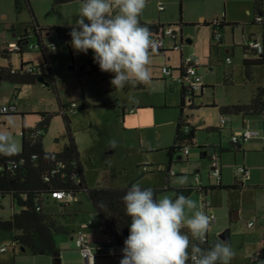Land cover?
Instances as JSON below:
<instances>
[{
	"label": "rangeland",
	"instance_id": "rangeland-1",
	"mask_svg": "<svg viewBox=\"0 0 264 264\" xmlns=\"http://www.w3.org/2000/svg\"><path fill=\"white\" fill-rule=\"evenodd\" d=\"M50 2V0H30L33 8L35 6L41 9L39 14L41 19L43 17L44 21L52 23V3ZM214 2H219V12L222 11V16H219L220 20L226 16V9L231 13L233 3L239 5L243 2L245 5V0H214ZM247 4L252 10L254 0H247ZM33 8L32 10L36 15ZM32 23L33 17L28 9L17 14L14 0H0V52L8 48L10 42L15 41L14 35L16 33L24 36L28 31L33 32L31 29L26 31ZM242 27L243 25L237 26L235 32L233 31L234 34L230 27H225V40L230 44L229 48L214 41L211 37L212 29L204 27L202 24L198 28L189 30L190 36L188 38L194 42L191 46L186 43L181 45L182 35L178 34L177 45L186 53L185 55L190 53L195 55L198 74L203 82H207L209 79L213 83L214 91L206 92L207 94L210 92L209 96L207 95L209 100L211 99L210 101L214 100L216 103L234 100L248 101L258 87L264 85L262 67H253L250 79L246 76L244 60L251 59L252 56L247 55L243 50L245 37H248L250 33L257 35V37L260 36L262 28L261 26H244L247 35L245 34L243 37ZM47 33L44 32L46 36L45 46L50 54L49 63L55 78L56 91H51L49 87L41 85L23 86L19 88L20 91L13 99L15 86L7 82L0 83V106H7L14 100L18 110V115L2 118L0 132L10 134L18 145L19 152H21L22 126L24 125L27 129L36 128L44 114L51 113L53 118L43 138L44 149L50 152L62 151L67 143L66 126L62 116L57 113H59L61 105L76 103L80 106L83 104L82 110L69 112V117L88 188L125 187L141 176L142 166L147 163L152 165L149 170L154 173L143 176L138 182L142 187L144 185L163 186L166 174L159 169V166L164 165L166 154L161 151V147L173 145L175 124L179 117V111L176 108L180 100V86L162 74L164 62H167L166 57L151 56L149 66L153 82L147 85L146 90L143 92L133 91L131 84H127L123 90H119V93L117 91L112 94H119L126 100H129V96H131L135 101H138V104L148 105L146 108L141 107L142 111L126 115L123 119L121 109L95 108L100 103H109L110 94L99 95L102 91L114 89L109 80L113 73L101 72L100 69L95 72L82 71V66L78 65V57L85 54L77 53L73 47L71 50L68 49L66 42L59 40L56 35L50 33L47 36ZM232 36L235 38L234 53L232 52L233 44L231 46ZM52 42L58 45V50H52ZM31 44L37 45L38 38H32ZM168 45L169 41H167ZM182 51L170 53L171 61L167 65L174 68L179 67ZM24 57L33 61L40 76H45L48 73L41 52H28ZM227 58L232 62L228 63ZM20 62V54H12L11 62L0 55V67H8L9 63L13 67H19ZM164 79H167L166 83H164ZM152 103L154 106L151 108L149 104ZM207 113L218 116L217 110L214 113L212 109H208ZM10 120L12 124L9 123ZM257 120H262L263 129L264 119ZM111 141L116 142L114 148L110 145ZM109 149L113 150V154L107 156L105 153ZM182 169L181 166L175 168V172L180 173ZM196 169V164L189 165L192 174L195 173ZM204 175L206 180V173ZM173 180L174 184L177 185V180ZM214 183L216 182L214 181ZM213 192L214 195L208 199L211 202L214 201L217 209H226L230 201L235 219L233 220L232 217V219L228 218L225 222L223 221L224 231H230V245L235 252V257L230 264H258L251 262L249 258L255 253V249L262 238L264 220L262 223H258L259 231L256 230V227L248 228V223L253 222L257 213V205L260 204L261 200H264V186L259 188L247 184L243 189L230 191V195L221 193V191ZM163 196H169L173 199L174 194L164 192L159 195L158 199ZM189 198L196 201V210L203 208V200H205L203 195L194 193ZM65 202H69L68 213L75 214V217L66 225V233L55 237L57 248L60 251L61 264H85L78 249L76 238L72 237V233L73 231L77 233L90 222L96 227L100 219L86 193H81L76 199L70 201L66 199L59 203L51 201L50 205L47 206V211H60V203ZM14 211L17 212L18 209H12L9 197L2 200L1 218L10 219ZM191 214L188 213L189 216ZM83 231L84 233L92 232L89 227L84 228ZM210 239H215V236L211 234ZM2 245L7 246L8 252L0 255V262L11 261L14 253H17L15 261L18 264H49L52 260L46 256H34L29 252H23L20 247L13 244L11 234L0 231V246Z\"/></svg>",
	"mask_w": 264,
	"mask_h": 264
},
{
	"label": "trees",
	"instance_id": "trees-1",
	"mask_svg": "<svg viewBox=\"0 0 264 264\" xmlns=\"http://www.w3.org/2000/svg\"><path fill=\"white\" fill-rule=\"evenodd\" d=\"M80 0H53L55 5H64ZM264 0H259L255 3V14L251 22L252 25H258L262 28V35L260 37L263 51L257 54L250 50L246 45L243 46L244 52L254 57V59H245L244 66L246 76L250 79L252 77L253 67H262L264 70V21L257 22L259 16L264 19ZM14 6L17 14L23 10L28 9L33 17L32 25L26 30L31 29L34 32V37L38 38L39 51L42 53L44 65L47 67L48 73L45 75L47 83L51 91H56L55 78L52 74L49 55L46 46L42 42L41 35L43 32H53L60 40L65 41L68 46H71V36L69 35L71 27H53L42 28L35 19L30 0H14ZM214 23L206 24L213 31L212 39L215 38V30L219 29L221 32L223 28L231 26L235 27L237 24H227L225 19ZM158 27H172L158 25ZM179 27H184L180 25ZM28 37H20L17 40L19 50L10 51L8 49L0 52V55L11 62L12 54L18 53L23 56L28 50L26 46H22ZM250 39H255L251 36ZM215 41V40H214ZM173 50L163 49L156 50L153 54L166 53ZM173 70V69H172ZM174 71V70H173ZM182 75V80L185 79V68L183 64L176 69ZM39 77L36 68L32 63L21 61L20 67L14 69L9 63L8 67H0V83L7 82L15 86L13 99L16 98L20 87L38 85L37 78ZM203 90L196 94L186 86H182V105L180 107V116L176 125L173 145L165 150L168 163L164 173L166 174V181L160 187H142L152 188L154 191V198L158 199L159 195L164 192H172L176 195L183 194L190 197L197 193L203 195L204 206L212 202L207 198V194L213 191H235L240 190L241 186L223 185L221 180H216V184L208 188L200 185L188 186L186 188H174L171 185V178L174 176L172 168L178 164L180 157L187 158L188 154L185 149L189 150L195 146L196 130L184 115V111H195L200 106H197V100L201 97ZM14 101V100H13ZM13 101L8 104L9 111L1 112L0 106V125L3 122V117L18 115L17 107ZM76 104V103H73ZM70 105H61L58 115H61L66 126L67 143L65 148L60 153L46 152L43 145L44 135L47 133L53 115L45 113L41 118L40 123L36 128H26L22 126V150L21 152L5 156L0 154V208L2 200L9 197L12 209L14 211L12 217L8 220L0 217V231L7 232L12 235L13 244L17 247L26 249L27 252L34 256H46L52 259L53 263L56 256L60 257V251L57 248L55 241L56 236L64 235L66 233V225L75 217V214L68 213L69 203H60V211L49 212L47 206L51 201L62 202L64 200L57 199L55 194H63L72 198H76L81 193H86L93 209L101 220L100 236L95 232L90 236L97 237L98 245H106L114 247L122 259V248L124 247V240L129 235V225L131 218L126 215L125 205L122 197L133 183H137L139 179L147 174L154 173L149 168L150 165H143V173L141 176L131 183H128L122 188H88L85 180L83 166L80 161V153L76 145L74 136L72 134L71 120L69 112L78 111L82 109L80 106L73 107ZM116 105V104H115ZM114 105V106H115ZM212 107L218 109L219 113L225 116L245 115V116H262L264 117V85L257 89L249 104H237L229 106H221L213 104ZM13 109V110H12ZM233 146H236L232 144ZM220 160V158H218ZM100 201H104L107 205L106 209H99L97 207ZM209 207V208H210ZM233 214H230L232 219ZM183 231L190 236L188 230ZM228 231V230H227ZM76 234V233H75ZM219 239L210 240L206 235V243L202 247L208 248L217 242ZM197 242L198 241H193ZM230 244V241H227ZM93 244V242H91ZM17 253L11 261L0 262V264H16Z\"/></svg>",
	"mask_w": 264,
	"mask_h": 264
},
{
	"label": "crops",
	"instance_id": "crops-1",
	"mask_svg": "<svg viewBox=\"0 0 264 264\" xmlns=\"http://www.w3.org/2000/svg\"><path fill=\"white\" fill-rule=\"evenodd\" d=\"M50 1H51L50 3H52V23L44 21L43 17L41 19V15H39L41 9H38V7H35V6L34 8L32 7L33 9H35L36 15L34 13V10H33V13L40 27L48 29V28H53V27L75 26V21L77 20L79 16L80 6L84 2V0L76 1L73 3H69V4H64V5H55L53 3V0H50ZM257 1L259 0H254V5H253L252 10L247 4V0H245V5H243V2H241L239 5H235L233 3L231 13H229L228 9H226L227 14L225 17H223L225 19V22L227 24H237L235 27L228 26L232 29V33L233 31L235 32V30L237 29L236 28L237 26L243 25L242 33L244 37V35L246 34V29L244 28V26H251V27L258 26V25L251 24L253 20V16L255 14V3ZM159 4L164 5L165 7L164 10H159ZM219 16H222V11L219 12V2H214V0H147L146 7L143 10L142 14L140 15L139 20L142 25L149 27V30L151 31V39L153 38V34L155 33L154 28H159L158 25L172 26L175 32L176 33L178 32L177 34L182 35L181 45L183 43H186L188 46H191L193 45L194 42L190 38H188V36H190L189 30L198 28L201 26V24L204 27H207L205 26L206 24H211V23H214L220 20ZM249 18L251 19L248 20ZM180 25H183L184 27L181 28L179 27ZM207 28H210V27H207ZM48 33L55 35L53 32H48ZM48 33H47V36H49ZM221 33H222V39L219 42L229 48L230 44L227 43V41L225 40V28H223ZM261 35L257 37V35H253L252 33H250L248 37H245L244 46L250 40L251 36H255L256 39H260ZM14 36H15V41L10 42L8 44V48H5L4 50L6 49L11 50V45L15 44L17 40H19L20 37H22L23 35L16 33ZM45 37L46 36L44 35V32H43L42 38H44V40L42 39V41L44 43H45ZM231 38H232L231 46L233 44L232 52L234 53L233 49L235 47L234 45L235 38L234 36H232ZM167 41H169V45L166 46V49L172 50L171 46L174 44V41L173 40H167ZM188 41H190L191 43H188ZM52 43H54L56 46L55 49L52 48V50L54 51L58 50V45L55 42H52ZM175 44H177V39L175 40ZM71 47L72 46H68V49L71 50ZM34 51L39 52L38 50H31V51H27L26 53L34 52ZM91 51L92 50L89 49V52H87V54L78 57L79 58L78 65L82 66V71H85V72L99 71V65L94 62L93 60L94 53ZM174 52H178V51L173 50V51H169L166 53L153 54L151 56L159 55V56L166 57L167 62H164V65L162 68L167 67L175 71L181 66L182 59L187 55H185L186 53L182 51L180 53V65L179 67L174 68V67L167 65V63L171 61L170 53H174ZM188 52H191V50H188ZM227 53H229V51H227ZM24 55L21 56V61L33 64V61L31 59H27V58L25 59ZM48 55L50 59L49 52H48ZM228 59L229 58H227V60ZM251 59H254V57H252ZM74 64L75 63L73 61V65ZM33 66L35 67L34 64ZM19 67H13V68L18 69ZM37 70L38 69L36 68V71ZM173 74H174L173 77H166V78H171L174 84L179 85L175 81L178 75L175 73ZM114 75H115L114 73L110 75V79H109L110 81L112 78H114ZM151 82H153L152 78L149 83ZM166 82H167V79H164V83ZM148 84L146 85L140 84V83L131 84V88L133 89V91L136 90V91L143 92L144 90H146V87ZM38 85H41V84H38ZM179 86H180V100H179V105L177 106L176 110L179 111V116H180V112H181L180 107L182 105V86L181 85ZM203 87H205V89L201 97L196 101L197 106H200L201 108L195 111H190V112L188 110L184 111V115H186V118L188 119L192 127H194L196 130L195 146L189 150L187 158H183V157L179 158V161H181V164H178L172 168V171L174 173L175 168H178L180 166L183 167L180 173L175 172L174 176L171 178L172 187L186 188L188 186L200 185L204 188H208L210 186L215 185L216 183H214V181L216 182V179L211 177L210 175L211 169L213 168L215 163L221 168L220 180L223 185L229 186V185L236 184V185L241 186V189L245 188L247 184H251L252 186H257L259 188L264 186L263 185L264 184V128L262 129V120L260 121L257 120V119H264V117L245 116V115L225 116V118L227 119V122L224 126H222L221 118L223 116L219 113L218 109L212 107L213 104H217L221 106H229V105H237V104L243 105V104H249L252 98L250 97L248 101L234 100V101H228L224 103H216L214 100L210 101L211 99L209 100V97H208L209 93L214 91V86L211 80L208 79L207 82H203ZM110 90L102 91L99 95V96H104L106 94H110L109 103L108 104L106 102L100 103L95 108L104 109L106 107H110L112 109H121L122 117L124 119L126 115L135 114L137 113V111H142L143 107L146 108L148 106V105L147 106L141 105L140 103L138 104V101H135V100L133 101L130 99L129 100L123 99L122 97L119 96V94L112 95V94H115V92L117 91L119 93V90L117 89H113L111 91ZM207 91H210V92L207 94L206 93ZM3 106L5 105H2L1 107ZM149 106H151L152 108L154 104L153 103L149 104ZM80 107L83 109L84 105L82 104L80 105ZM208 109H212V112L214 113H216V110H217L218 116L217 114H208L207 113ZM206 110L207 112H204ZM178 119H177V122H178ZM177 122L175 124V130H176ZM246 131L258 132L259 136L251 138L248 142L241 143L240 149L238 148L239 145L233 146L232 141H231V138L233 137V135L236 133L246 132ZM171 146L169 145L166 147H161L162 148L161 151L165 153V150ZM62 151H57V152L46 151V152L60 153ZM105 154L107 156H110L113 154V150L109 149ZM218 158H220V160ZM167 163H168V159L166 156L164 165L159 166V169L163 173H164V170L166 169ZM191 164L197 165V169L195 170V173L193 174L189 170V165ZM147 165H149V163H147ZM244 170L247 173H245ZM205 173H206V180L204 179ZM184 175L188 177V183L184 186H181L178 183L177 185H175L173 179L177 180L178 177L184 176ZM196 177H199L200 179L199 183H197ZM141 178L139 180H141ZM137 179L133 181H136ZM165 181H166V177H165L164 182ZM164 182L162 185H164ZM143 187H157V186L144 185ZM221 193L230 195V192H227V191H221ZM213 195H214V192L213 194L212 192H210L209 194H207V198L212 197ZM73 199H76V198H73ZM263 201L264 200H261L260 204L257 205L256 212L259 213L260 215L258 216V214L256 213L253 219V221L256 222L255 227H256V230L258 231H259L258 223L259 222L262 223V221L264 220V202ZM206 209L214 213L217 218L216 224L209 228L206 235L208 236L209 239H210L211 234L215 236V239L213 240L219 239V236H221L224 232L227 231V230L224 231L225 227H224L223 221L225 222L228 218H230V214H233L231 203L230 201L228 202L226 209H217L214 201H212V206L210 208H206L205 206H203V208H200L199 210H202L205 212ZM101 224L102 223L100 220V222L98 223V225H96V227L95 225H93V227H89V229H91L92 232L85 233L92 247L93 254L96 256L95 264H119L120 260L118 259V253L114 247L101 245V244L98 245L97 242H99V240L97 237L93 238V240L90 238V236L94 234L93 232H95L97 236H100L102 234L100 230ZM75 232L76 231H73L72 237H75ZM261 234H263L262 238L259 241V244L257 245L255 249V252H259L261 254V258L259 261H253L251 260V258H249L251 262L258 263V264H261V262L264 261V229ZM229 241H230V238H229ZM91 242H93V244H91ZM4 247L7 248V246H3V245L0 246V248H4ZM7 252H8V248L5 253ZM16 264L18 263L16 262ZM49 264H53V261L50 260Z\"/></svg>",
	"mask_w": 264,
	"mask_h": 264
},
{
	"label": "clouds",
	"instance_id": "clouds-1",
	"mask_svg": "<svg viewBox=\"0 0 264 264\" xmlns=\"http://www.w3.org/2000/svg\"><path fill=\"white\" fill-rule=\"evenodd\" d=\"M146 4L147 0H84L75 26L71 27L73 49L84 54L93 50V60L100 71L115 74L110 81L114 89L123 90L130 83L146 85L151 80L149 65L156 42L151 39L149 27L139 20ZM129 99L134 101L131 96ZM110 145L114 148L116 142ZM18 152L13 137L0 132V154L11 156ZM177 183L186 185L188 177H178ZM122 201L131 222L119 264H230L235 257L225 240L202 247L212 218L196 210V201L183 194L175 199H156L152 188H142L137 182ZM97 207L106 209L107 205L100 201ZM185 228L191 239L183 231Z\"/></svg>",
	"mask_w": 264,
	"mask_h": 264
},
{
	"label": "built area",
	"instance_id": "built-area-1",
	"mask_svg": "<svg viewBox=\"0 0 264 264\" xmlns=\"http://www.w3.org/2000/svg\"><path fill=\"white\" fill-rule=\"evenodd\" d=\"M164 5L163 4H159V10H164ZM263 8H264V3H263ZM264 21L263 17L259 16L257 18V22L258 23H262ZM217 21L214 22L215 25H217ZM178 34L175 32V30L172 27H159L158 31L155 32L153 34V38L152 40H154L156 42V50H163L166 49L167 46V40H173L174 44L171 46L172 50L174 51H181V47L177 44H175V40L177 39ZM26 36V35H25ZM24 36V37H25ZM222 39V33L219 29L215 30V38L214 40L219 42ZM22 46H26L27 49L29 50H39V45L37 44H31V40L28 37V39H26V42H24L22 44ZM246 46L252 50L255 51L258 55L262 53L263 51V47H262V43L260 39H250ZM55 44L52 43L51 44V48L55 49ZM19 50V45L17 43L11 45V50L10 51H16ZM155 50V51H156ZM228 63L231 62L230 59L227 60ZM182 64L183 67L185 68V79L182 80V75L180 73V75H178V77L175 79V81L179 84H181L182 86H186L188 89H191L193 92H195L196 94L200 93L203 90V82L201 77L198 74V67H197V63H196V57L194 54H190L185 56L182 59ZM173 70L171 68H167L164 67L162 68V73L164 74L165 77H173ZM14 103V101H13ZM9 107L7 106H3L1 108V112L2 113H6L9 111ZM73 107H77L76 104H73ZM13 110V109H12ZM227 122V119L225 117L221 118V125L224 126ZM259 136L258 132H251V131H246V132H240V133H236L233 135V137L231 138L232 144L234 145H240L241 143H245L248 142L251 138ZM185 153L188 154L189 153V149L186 148L185 149ZM245 173H247L244 170ZM174 174V173H173ZM211 177L215 178L216 180H219L221 177V168L215 163L213 168L211 169L210 172ZM196 181L197 183L200 182L199 177H196ZM55 197L57 199H61V200H67L70 201L73 198L63 195V194H55ZM69 203V202H68ZM210 205L208 204L206 208H209ZM205 213L210 216L211 219V224L210 227L214 226L216 224L217 218L215 216L214 213H212L211 211H209L208 209L205 210ZM256 222H250L248 223V228L253 229L255 227ZM87 227H93V223H89L88 225H84L83 229H80L76 234H75V238H76V242H77V246L78 249L80 251V254L82 256V258L84 259L85 264H95V260H96V256L93 254V250L92 247L90 245V242L88 240L87 235L84 233V228ZM209 227V228H210ZM7 251V248H0V254H3ZM251 260L253 261H259L261 258V254L259 252H255L253 253V255L250 257ZM118 259L121 260L120 255H118Z\"/></svg>",
	"mask_w": 264,
	"mask_h": 264
},
{
	"label": "water",
	"instance_id": "water-1",
	"mask_svg": "<svg viewBox=\"0 0 264 264\" xmlns=\"http://www.w3.org/2000/svg\"><path fill=\"white\" fill-rule=\"evenodd\" d=\"M159 28H154V31L157 32ZM43 34V33H42ZM188 43H191L190 41H188ZM39 51V50H38ZM40 52V51H39ZM173 73L177 74V75H180V72L179 71H174ZM37 83L38 84H41L43 86H46V87H49V84L47 83V80H46V77L43 75V76H40L37 78ZM238 148L240 149L241 146L239 145ZM233 220L234 217H233ZM229 238H230V231H226L224 232L221 236H219V240H225V241H229ZM21 250L23 252H26V249L24 248H21ZM56 256V260L54 261V264H61V259L58 255H55Z\"/></svg>",
	"mask_w": 264,
	"mask_h": 264
},
{
	"label": "flooded vegetation",
	"instance_id": "flooded-vegetation-1",
	"mask_svg": "<svg viewBox=\"0 0 264 264\" xmlns=\"http://www.w3.org/2000/svg\"><path fill=\"white\" fill-rule=\"evenodd\" d=\"M26 37H29L30 38V40L32 39V38H34V33L33 32H31V31H28V33H26ZM41 38H42V35H41ZM43 40H44V38H42ZM43 42V41H42ZM43 44L45 45V43L43 42ZM179 84V83H178ZM179 85H181V84H179ZM182 86V85H181Z\"/></svg>",
	"mask_w": 264,
	"mask_h": 264
}]
</instances>
